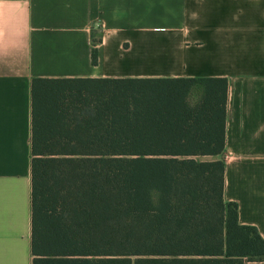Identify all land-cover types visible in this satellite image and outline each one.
<instances>
[{"label": "trees", "instance_id": "trees-1", "mask_svg": "<svg viewBox=\"0 0 264 264\" xmlns=\"http://www.w3.org/2000/svg\"><path fill=\"white\" fill-rule=\"evenodd\" d=\"M226 92L223 77L31 78L30 264L264 260L223 198Z\"/></svg>", "mask_w": 264, "mask_h": 264}, {"label": "crops", "instance_id": "crops-1", "mask_svg": "<svg viewBox=\"0 0 264 264\" xmlns=\"http://www.w3.org/2000/svg\"><path fill=\"white\" fill-rule=\"evenodd\" d=\"M34 77L225 78L223 198L264 240V0H0V264L31 260Z\"/></svg>", "mask_w": 264, "mask_h": 264}, {"label": "rangeland", "instance_id": "rangeland-1", "mask_svg": "<svg viewBox=\"0 0 264 264\" xmlns=\"http://www.w3.org/2000/svg\"><path fill=\"white\" fill-rule=\"evenodd\" d=\"M221 158H224V156H219ZM212 157L211 156H200V157H197V159H211Z\"/></svg>", "mask_w": 264, "mask_h": 264}]
</instances>
